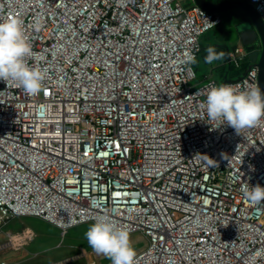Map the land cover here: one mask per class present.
Instances as JSON below:
<instances>
[{
	"label": "built area",
	"instance_id": "built-area-1",
	"mask_svg": "<svg viewBox=\"0 0 264 264\" xmlns=\"http://www.w3.org/2000/svg\"><path fill=\"white\" fill-rule=\"evenodd\" d=\"M241 1L264 21V0ZM11 17L47 78L38 95L0 81V225L108 215L148 238L136 264H264V201L244 195L264 186V120L242 135L207 120L220 83L193 87L186 63L220 13L194 0H0ZM245 55L237 46L230 62ZM258 83L253 64L222 84Z\"/></svg>",
	"mask_w": 264,
	"mask_h": 264
},
{
	"label": "clouds",
	"instance_id": "clouds-1",
	"mask_svg": "<svg viewBox=\"0 0 264 264\" xmlns=\"http://www.w3.org/2000/svg\"><path fill=\"white\" fill-rule=\"evenodd\" d=\"M204 62L212 64L224 59L223 51L209 46L205 49ZM33 46L24 31L20 18L0 20V81L17 82L29 95H38L44 89L47 69L32 66L27 58L32 56ZM186 63L196 64L197 58L189 55ZM207 120L224 121L237 135L245 129L257 126L264 120V91L259 88L240 89L228 84L210 88L202 105ZM209 166L214 159L203 154ZM223 159H228L225 155ZM251 202L264 201V186L256 185L245 190ZM87 242L97 254L108 258L111 264H136L137 252L127 227L118 226L108 215L99 216L85 233Z\"/></svg>",
	"mask_w": 264,
	"mask_h": 264
},
{
	"label": "rangeland",
	"instance_id": "rangeland-1",
	"mask_svg": "<svg viewBox=\"0 0 264 264\" xmlns=\"http://www.w3.org/2000/svg\"><path fill=\"white\" fill-rule=\"evenodd\" d=\"M234 16L231 25L223 23L214 31V39L226 44L230 50L241 46L237 42L240 30L246 31L251 26L250 18L239 9H232L229 15ZM247 52L245 46L242 45ZM251 59V58H248ZM250 61H246L249 63ZM225 58L214 61L212 64L204 62V56H200L198 63L192 64L196 72V78L190 83L193 87H198L205 82V75L213 74L215 79L222 84L223 75L231 70L229 62L225 65ZM243 65V63H242ZM240 67L234 66L231 70V76L239 70ZM243 67H241L242 69ZM93 222H87L71 227L67 230H61L38 217H16L4 229H17L23 225L33 227L37 233V239L26 248L18 249L16 255L6 256L7 264H111V261L101 255H97L89 246L85 233ZM28 234V233H26ZM3 234H0V237ZM131 240L137 254L142 252L149 244L148 238L142 232L131 233ZM21 243L20 237L14 241V245ZM18 261V262H17ZM17 262V263H16Z\"/></svg>",
	"mask_w": 264,
	"mask_h": 264
},
{
	"label": "water",
	"instance_id": "water-1",
	"mask_svg": "<svg viewBox=\"0 0 264 264\" xmlns=\"http://www.w3.org/2000/svg\"><path fill=\"white\" fill-rule=\"evenodd\" d=\"M194 2L208 12L224 13L232 9H239L250 18L251 26L241 34V43L244 46L257 43L260 46L259 56L255 65L258 67V88L264 91V21L255 8L250 3L241 0H194ZM228 60L229 67H231L229 57ZM226 81H228L227 78L225 79Z\"/></svg>",
	"mask_w": 264,
	"mask_h": 264
},
{
	"label": "trees",
	"instance_id": "trees-1",
	"mask_svg": "<svg viewBox=\"0 0 264 264\" xmlns=\"http://www.w3.org/2000/svg\"><path fill=\"white\" fill-rule=\"evenodd\" d=\"M231 10L227 11V12H224V13H220L221 15V18H222V21L220 24L216 25L215 27H213L212 29H210L209 31L205 32L201 37H200V50H199V53L197 55V61L200 59V56H206V51L205 49L209 46H213L216 48L217 52L219 51H223L225 53V63H226V60H227V54H228V51L230 52L231 50L229 49V47L224 44L223 42H220L216 39H214V31H216V29H218V27L220 25H222L223 23H227V25H231V22L232 20L234 19V16H232L231 14L229 16H227V20L226 17L224 18L225 15H227L228 13H230ZM241 33V30L239 32V35ZM239 35L237 37V39L239 38ZM246 49H247V54L243 57V59L240 61V65L239 66H236L233 62H231V70L234 69V66L236 67H240L239 70L235 73L234 76H231V70L228 71V78L229 80H233V79H236V78H239L240 76H242L246 70L252 66L258 59V56H259V52H260V46L257 44V43H254V44H251V45H246L245 46ZM248 58H251V59H248ZM246 61H250L249 63H246ZM243 63V65H242ZM225 65V64H224ZM241 67H243L241 69ZM224 81V80H223Z\"/></svg>",
	"mask_w": 264,
	"mask_h": 264
},
{
	"label": "crops",
	"instance_id": "crops-1",
	"mask_svg": "<svg viewBox=\"0 0 264 264\" xmlns=\"http://www.w3.org/2000/svg\"><path fill=\"white\" fill-rule=\"evenodd\" d=\"M209 1H216V0H209ZM243 32H245V31H243ZM243 32L241 30V33L239 35V38L237 39V42H241V34ZM242 45L239 47H242ZM230 52H228V54H227L226 63L229 62L228 57H229ZM245 53L247 54L246 51H245ZM207 77H212L215 79L213 74L205 75V78H207ZM226 78H228V72L225 74V76L223 75L224 82H225ZM227 80H229V79H227ZM13 219L8 221L4 225H0V234H3V236L0 237V264H7L8 259L6 258V256L18 254L19 253V252H17V251H19L18 249H22V248H26L27 246H30L31 244H33V242L37 239V236H38L37 231L29 225H23L22 227H18L15 230L11 229V228L4 229L7 225H9L11 223V221ZM26 233H28V234H26ZM18 237H20L21 243L18 245H14V241Z\"/></svg>",
	"mask_w": 264,
	"mask_h": 264
},
{
	"label": "bare ground",
	"instance_id": "bare-ground-1",
	"mask_svg": "<svg viewBox=\"0 0 264 264\" xmlns=\"http://www.w3.org/2000/svg\"><path fill=\"white\" fill-rule=\"evenodd\" d=\"M55 264H57V263H55Z\"/></svg>",
	"mask_w": 264,
	"mask_h": 264
}]
</instances>
